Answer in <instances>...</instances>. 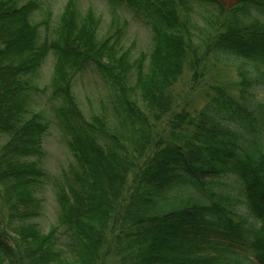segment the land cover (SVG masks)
<instances>
[{"label": "trees", "instance_id": "trees-1", "mask_svg": "<svg viewBox=\"0 0 264 264\" xmlns=\"http://www.w3.org/2000/svg\"><path fill=\"white\" fill-rule=\"evenodd\" d=\"M104 1L107 27L77 0L55 26L52 13L36 21L37 1L0 0V214L7 208L9 230L0 222V264H264V144L255 141L264 107L258 124L251 102L264 84V0ZM198 7L210 14L201 44L182 19ZM123 12L150 29L147 52L126 45ZM210 55L237 60L239 93L216 88L194 111L176 105L185 71L196 83ZM49 57L50 84L40 88ZM88 72L110 105L90 117L74 93ZM38 93L55 102L73 159L55 186L58 225L48 233L30 223L49 180L50 120L33 110ZM228 177L243 202L214 191Z\"/></svg>", "mask_w": 264, "mask_h": 264}, {"label": "rangeland", "instance_id": "rangeland-1", "mask_svg": "<svg viewBox=\"0 0 264 264\" xmlns=\"http://www.w3.org/2000/svg\"><path fill=\"white\" fill-rule=\"evenodd\" d=\"M29 1V0H22ZM41 5L40 11L36 15V21H42L47 13H52L53 26L63 12L68 0H34ZM227 5H230L236 0H218ZM81 9L86 11L88 8H93L96 12L103 17V25L107 27L110 17L109 8L106 6L104 0H77ZM196 12L190 15V17H184L183 20H189V28L193 35L197 38V42L200 43L207 33L205 30V19L210 17L207 14L208 11L202 8H197ZM123 17L129 21L128 35L125 40L127 46H133L135 49L134 54L138 55L139 52H147L151 43L150 29L144 25L138 19L133 18L127 12H123ZM206 31V32H205ZM201 44V43H200ZM53 58L49 57L43 66L38 83L40 88L49 87L52 72H53ZM239 63L237 60L231 57H226L218 63L211 55L208 60L204 62L202 67V77L195 83L193 80V72L187 69L181 78L180 82L175 86L173 94L176 100V105H180L181 108L185 107L189 111L202 108L210 98L214 97L216 88H220L224 91L225 95L232 97L239 93L238 91V75L237 67ZM74 93L77 98L78 104L87 117L100 113L102 105H106L110 109L109 92L103 82L99 79L96 73L88 72L78 77L74 84ZM254 98L251 100L253 106L256 109V113L253 114L254 118L258 121V124L262 123L261 116L262 108L264 107V84L258 86L254 90ZM210 98H209V97ZM55 102L49 98V93H38L34 98L33 110L41 113L45 118L50 120V129L44 140V149L46 152V158L44 160V168L49 175L48 184L44 188V192L40 194L43 204L42 212L40 216L30 223L39 226L43 233H48L52 228L58 225V205L55 198V186L61 180L62 172L67 170L70 164L73 162L72 156L69 153L65 139L63 137L60 128L58 127L57 120L54 118L55 114L52 110L55 106ZM257 124V126H259ZM255 141L258 145L264 144V137L260 135L255 136ZM254 141V140H253ZM213 189L216 193L239 198L241 202L243 200L239 196V184L232 177L223 178L212 182ZM1 201V200H0ZM237 212L240 214H246V207L244 203H236ZM4 203L0 202V210H3ZM7 209V208H6ZM6 209L0 214V222L3 229H7V212ZM7 231H9L7 229ZM64 241V240H63ZM62 241V245L64 242ZM117 258L111 256L107 264H118Z\"/></svg>", "mask_w": 264, "mask_h": 264}]
</instances>
